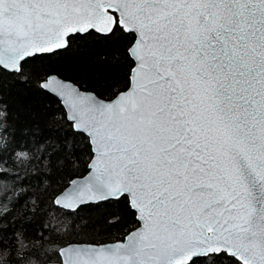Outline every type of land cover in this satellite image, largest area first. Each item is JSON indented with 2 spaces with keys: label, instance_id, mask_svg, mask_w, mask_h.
<instances>
[{
  "label": "snow or ice",
  "instance_id": "6c2138e0",
  "mask_svg": "<svg viewBox=\"0 0 264 264\" xmlns=\"http://www.w3.org/2000/svg\"><path fill=\"white\" fill-rule=\"evenodd\" d=\"M0 264H264V0H0Z\"/></svg>",
  "mask_w": 264,
  "mask_h": 264
}]
</instances>
